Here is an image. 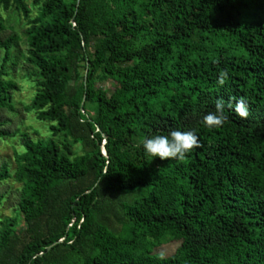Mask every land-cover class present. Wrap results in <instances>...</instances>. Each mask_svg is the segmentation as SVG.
<instances>
[{
  "label": "trees",
  "instance_id": "obj_1",
  "mask_svg": "<svg viewBox=\"0 0 264 264\" xmlns=\"http://www.w3.org/2000/svg\"><path fill=\"white\" fill-rule=\"evenodd\" d=\"M31 5L29 17L24 0H0L26 22L23 110L49 136L20 133L13 172L0 165L21 220L0 221V264H264V0ZM16 40H0V110L16 89L5 69ZM232 97L246 99V119ZM218 99L228 120L209 129ZM173 130L202 146L184 160L145 153L143 138ZM17 134L0 125V139ZM170 241V256L151 252Z\"/></svg>",
  "mask_w": 264,
  "mask_h": 264
},
{
  "label": "rangeland",
  "instance_id": "obj_2",
  "mask_svg": "<svg viewBox=\"0 0 264 264\" xmlns=\"http://www.w3.org/2000/svg\"><path fill=\"white\" fill-rule=\"evenodd\" d=\"M25 6L29 9V17L36 14V9L31 5V0H24ZM0 21L3 30L0 31V40H4L12 35L16 36L17 40L9 52V61L5 65L8 79L15 84V91L9 94L8 104L10 110H0V125L1 129L7 133L18 132L14 138L0 139V165L6 164L11 174L14 170L13 152L20 153L19 134L26 135L31 140L47 138L48 130L47 123L38 121L34 118L31 111H24L23 107L28 103L32 93H34L33 83L24 77L27 71L31 69L24 63L25 42L23 30L26 27V22L21 14H17L12 8L6 11L0 10ZM208 52H213V46H206ZM3 59V51L0 49V64ZM97 87L112 89V83L100 82ZM52 139L58 143L62 140L61 136H54ZM72 153L78 155L81 153V148L78 144H73L71 147ZM19 185L14 183L12 179L0 183V221L4 218H11L16 215V222L20 226L21 220L17 215V196ZM177 242H166L161 246L154 248L151 252L160 254L164 257L170 256Z\"/></svg>",
  "mask_w": 264,
  "mask_h": 264
},
{
  "label": "clouds",
  "instance_id": "obj_3",
  "mask_svg": "<svg viewBox=\"0 0 264 264\" xmlns=\"http://www.w3.org/2000/svg\"><path fill=\"white\" fill-rule=\"evenodd\" d=\"M229 79L227 70H221L217 83L223 86ZM232 101L235 102L233 107ZM227 108L231 109L241 118L246 119L249 115L248 105L245 98H230ZM228 120L225 114V101L218 99L215 104V111L209 112L203 117L202 123L209 129L222 127ZM141 145L146 154L159 158L161 161L171 159L184 160L186 154L194 149L200 148L199 138L192 131L173 130L168 134H157L145 137L141 140ZM163 259V257H161Z\"/></svg>",
  "mask_w": 264,
  "mask_h": 264
},
{
  "label": "water",
  "instance_id": "obj_4",
  "mask_svg": "<svg viewBox=\"0 0 264 264\" xmlns=\"http://www.w3.org/2000/svg\"><path fill=\"white\" fill-rule=\"evenodd\" d=\"M102 152H103V149H102ZM103 154H104V152H103Z\"/></svg>",
  "mask_w": 264,
  "mask_h": 264
}]
</instances>
